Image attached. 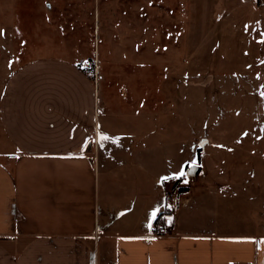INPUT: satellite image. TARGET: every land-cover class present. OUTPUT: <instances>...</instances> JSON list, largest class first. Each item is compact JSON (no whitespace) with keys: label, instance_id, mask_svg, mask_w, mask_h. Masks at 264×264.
<instances>
[{"label":"crops","instance_id":"obj_1","mask_svg":"<svg viewBox=\"0 0 264 264\" xmlns=\"http://www.w3.org/2000/svg\"><path fill=\"white\" fill-rule=\"evenodd\" d=\"M6 57L0 264H264V178L249 183L232 164L222 181L218 166L207 180L203 162L199 183L185 185L180 138L159 156L163 142H147V104L121 83L113 101L100 61ZM167 210V234L152 236Z\"/></svg>","mask_w":264,"mask_h":264},{"label":"rangeland","instance_id":"obj_2","mask_svg":"<svg viewBox=\"0 0 264 264\" xmlns=\"http://www.w3.org/2000/svg\"><path fill=\"white\" fill-rule=\"evenodd\" d=\"M3 54L100 61L113 101L121 83L147 104L159 156L180 138L181 158L204 162L207 180L218 166L222 181L232 164L249 183L264 178V0H0ZM196 177L182 176L188 186Z\"/></svg>","mask_w":264,"mask_h":264},{"label":"water","instance_id":"obj_3","mask_svg":"<svg viewBox=\"0 0 264 264\" xmlns=\"http://www.w3.org/2000/svg\"><path fill=\"white\" fill-rule=\"evenodd\" d=\"M207 143H208V140L204 139L201 141L200 146L204 147L205 144H207ZM198 170H199L198 165H195V164L191 165L187 171V175L191 176V177H195L198 174Z\"/></svg>","mask_w":264,"mask_h":264},{"label":"built area","instance_id":"obj_4","mask_svg":"<svg viewBox=\"0 0 264 264\" xmlns=\"http://www.w3.org/2000/svg\"><path fill=\"white\" fill-rule=\"evenodd\" d=\"M167 234L166 227L163 225H156L155 230L152 233V236L161 237Z\"/></svg>","mask_w":264,"mask_h":264},{"label":"trees","instance_id":"obj_5","mask_svg":"<svg viewBox=\"0 0 264 264\" xmlns=\"http://www.w3.org/2000/svg\"><path fill=\"white\" fill-rule=\"evenodd\" d=\"M94 69V66L92 67V70ZM188 191V188H181L180 191ZM170 214V211L167 210V212L162 213L156 220V225H162L164 223L165 217Z\"/></svg>","mask_w":264,"mask_h":264},{"label":"snow or ice","instance_id":"obj_6","mask_svg":"<svg viewBox=\"0 0 264 264\" xmlns=\"http://www.w3.org/2000/svg\"><path fill=\"white\" fill-rule=\"evenodd\" d=\"M102 139H108V137H106V136H103V137H101ZM181 175H183V173H181ZM165 179H167V178H165ZM155 215H156V213H153V217H155Z\"/></svg>","mask_w":264,"mask_h":264}]
</instances>
